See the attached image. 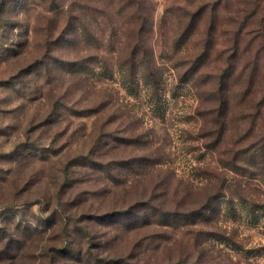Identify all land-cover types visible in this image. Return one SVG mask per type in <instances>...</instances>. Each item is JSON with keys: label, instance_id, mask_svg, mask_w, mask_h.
Listing matches in <instances>:
<instances>
[{"label": "rangeland", "instance_id": "rangeland-1", "mask_svg": "<svg viewBox=\"0 0 264 264\" xmlns=\"http://www.w3.org/2000/svg\"><path fill=\"white\" fill-rule=\"evenodd\" d=\"M80 4L0 0V264H264V171L226 169L171 63L129 92L126 24Z\"/></svg>", "mask_w": 264, "mask_h": 264}, {"label": "trees", "instance_id": "trees-1", "mask_svg": "<svg viewBox=\"0 0 264 264\" xmlns=\"http://www.w3.org/2000/svg\"><path fill=\"white\" fill-rule=\"evenodd\" d=\"M82 1L79 20L98 14L111 26L115 16L126 24L118 60L127 73L129 92L138 72L156 92L164 66L171 63L180 82L197 80L206 94L196 111L211 121L213 144L226 145V169L240 174L264 171V0H166L158 23L150 0ZM230 120L237 122L239 134L231 141L233 147L225 139ZM245 163L255 169L245 168ZM218 193L213 200L223 195Z\"/></svg>", "mask_w": 264, "mask_h": 264}]
</instances>
